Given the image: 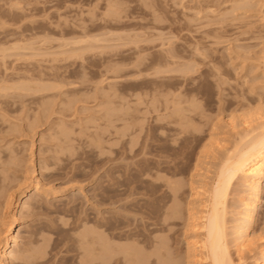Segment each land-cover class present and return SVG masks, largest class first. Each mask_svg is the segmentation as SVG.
I'll return each mask as SVG.
<instances>
[{"label": "rangeland", "instance_id": "obj_1", "mask_svg": "<svg viewBox=\"0 0 264 264\" xmlns=\"http://www.w3.org/2000/svg\"><path fill=\"white\" fill-rule=\"evenodd\" d=\"M0 51V243L20 227L15 257L40 251L45 258L31 264H79L80 235L97 218L113 216L118 225L126 215L143 218L151 204L160 219L175 183L184 189V220L152 236L167 237L168 257L158 264H199L187 230V208L198 207L196 174L208 183L245 123L264 118V0H0ZM107 188L118 204L102 209L96 199ZM253 198L239 181L228 201L230 250L239 264L263 262L264 184L248 230L252 245L237 250L244 204ZM145 250L155 251L151 244ZM9 257L5 264H25Z\"/></svg>", "mask_w": 264, "mask_h": 264}, {"label": "bare ground", "instance_id": "obj_2", "mask_svg": "<svg viewBox=\"0 0 264 264\" xmlns=\"http://www.w3.org/2000/svg\"><path fill=\"white\" fill-rule=\"evenodd\" d=\"M164 1V0H163ZM100 2V1H99ZM100 4V3H99ZM110 4V3H109ZM97 5V4H96ZM112 5V4H111ZM98 7V6H97ZM153 7V6H152ZM233 9V8H232ZM235 9V8H234ZM171 10V9H170ZM156 11V10H155ZM211 11V10H210ZM112 13V12H110ZM108 13V14H110ZM225 13V12H224ZM223 14V12L221 13ZM120 15V14H119ZM227 15V14H226ZM107 16V15H106ZM105 16V17H106ZM211 16V15H210ZM111 17V16H110ZM121 17V16H119ZM207 18V17H206ZM205 18V19H206ZM112 19V18H111ZM160 19V18H159ZM216 19V18H215ZM194 20V19H193ZM161 21V20H160ZM92 23V22H91ZM192 23V22H191ZM203 28V27H202ZM112 30V29H111ZM87 32V31H86ZM178 33V32H177ZM75 34V33H74ZM77 36V35H76ZM87 37V36H86ZM90 37V36H89ZM88 37V39H89ZM193 37V36H192ZM77 39V38H76ZM92 40L94 38H91ZM97 39V38H96ZM99 39V37H98ZM106 39V38H103ZM75 40V39H73ZM108 40V39H107ZM66 41V40H65ZM77 41V40H76ZM87 41V39L85 40ZM84 41V42H85ZM91 41V40H89ZM88 41V43H90ZM17 42V41H16ZM75 42V41H73ZM102 42V41H101ZM170 42V41H169ZM21 43V41H20ZM25 43V42H24ZM44 43V42H43ZM42 43V44H43ZM76 43V42H75ZM79 43V42H78ZM86 43V42H85ZM94 43V42H93ZM97 43V42H96ZM70 44V43H69ZM78 45V44H75ZM31 46V45H30ZM28 46V47H30ZM74 46V45H73ZM36 47V46H35ZM127 47V46H126ZM20 48V47H19ZM23 48V45H22ZM56 48V47H55ZM33 49V48H32ZM46 49V48H45ZM24 50V49H23ZM64 50V49H63ZM205 50V49H204ZM22 51V50H21ZM103 51V50H102ZM1 52V51H0ZM6 52V51H4ZM26 52V51H25ZM30 52V51H29ZM47 53V52H46ZM81 53V52H80ZM79 53V54H80ZM78 54V55H79ZM1 55V54H0ZM25 55V54H24ZM64 55V53H63ZM84 55V54H83ZM207 55V54H206ZM49 56V55H48ZM74 56V55H73ZM8 57V56H7ZM59 57V56H58ZM66 57V55H65ZM163 57V56H162ZM49 58V57H48ZM70 58V57H68ZM67 58V59H68ZM4 59V58H3ZM47 59V58H46ZM65 59V58H64ZM66 59V60H67ZM71 59V58H70ZM69 59V60H70ZM74 59V58H73ZM78 59V57H77ZM80 59V58H79ZM141 60V59H140ZM4 61V60H3ZM165 61V60H163ZM175 61V60H174ZM85 62V61H84ZM110 62V61H109ZM157 62V61H156ZM38 63V62H37ZM143 63V61L141 62ZM167 63V62H165ZM164 63V64H165ZM172 63V62H171ZM159 64V63H158ZM170 64V63H169ZM2 65V64H1ZM33 65V64H32ZM31 65V66H32ZM157 65V64H156ZM166 65V64H165ZM4 66V65H3ZM30 66V65H29ZM46 66V65H45ZM49 66V65H48ZM171 66V65H170ZM50 67V66H49ZM138 67V66H137ZM154 67V66H153ZM159 67H161L159 65ZM157 67V68H159ZM164 67V66H163ZM40 68V67H39ZM139 68V67H138ZM162 68V67H161ZM44 69V68H43ZM46 69V68H45ZM71 69V68H70ZM39 70V69H38ZM160 70L161 73L163 69L160 68L157 69ZM170 72V69H168ZM173 70V69H172ZM189 70V69H188ZM58 71V70H57ZM165 71V70H164ZM216 71V70H215ZM219 71V69H218ZM221 71V70H220ZM173 72V71H172ZM49 73V72H48ZM54 73V72H53ZM110 73V71H109ZM156 73V72H155ZM165 73V72H164ZM163 73V74H164ZM217 73V72H216ZM220 73V72H219ZM73 74V73H72ZM71 74V75H72ZM78 74V73H77ZM81 74V73H80ZM150 74V73H149ZM154 74V73H153ZM157 77L160 75L159 73H156ZM159 74V75H158ZM171 74V73H170ZM36 75V74H35ZM56 75V74H54ZM167 75V74H166ZM165 75V76H166ZM214 75V74H213ZM38 76V75H37ZM43 76V75H42ZM73 76V75H72ZM86 76V75H83ZM152 76V75H150ZM60 77V76H59ZM59 77H56L59 79ZM220 77V76H219ZM40 78V77H39ZM43 78V77H42ZM41 78V79H42ZM80 78V77H79ZM63 79V78H62ZM72 79V78H70ZM69 79V80H70ZM36 80V79H35ZM61 80V79H60ZM65 80V79H64ZM84 80V79H83ZM82 80V81H83ZM214 80V79H213ZM2 81V80H1ZM38 81V80H37ZM44 80H42L43 82ZM56 81V80H55ZM67 81V79H66ZM77 81V80H76ZM223 81V80H222ZM32 82V81H31ZM48 82V81H47ZM63 82V81H62ZM70 82V81H69ZM221 82V81H220ZM29 83V82H28ZM45 83V82H44ZM50 83V82H49ZM77 83V82H76ZM85 83V82H84ZM33 84V83H32ZM40 84V83H38ZM53 84V82H52ZM51 84V85H52ZM66 84V83H65ZM64 84V85H65ZM86 84V83H85ZM220 84V83H219ZM31 85V84H30ZM74 85V84H73ZM72 85V86H73ZM58 86V84H57ZM56 86V87H57ZM77 86V85H76ZM16 87V86H15ZM29 87V86H28ZM27 87V88H28ZM39 87V86H38ZM62 87V85L60 86ZM6 88V87H5ZM36 88V86H35ZM34 88V89H35ZM40 88V87H39ZM54 87H52L53 89ZM67 88V87H66ZM17 89V87H16ZM30 89V88H29ZM64 89V87H62ZM36 90V89H35ZM39 90V89H38ZM47 90V89H46ZM45 90V91H46ZM55 90V89H54ZM57 90V88H56ZM59 90V89H58ZM162 90V89H161ZM18 91V90H17ZM29 91V90H28ZM40 91V90H39ZM51 91V90H49ZM48 91V92H49ZM30 92V91H29ZM38 92V91H37ZM41 92V91H40ZM38 92V93H40ZM175 92V91H174ZM6 93V92H5ZM35 93V92H34ZM43 93V92H42ZM41 93V94H42ZM46 93V92H45ZM59 93V92H58ZM62 93V92H61ZM99 93V92H98ZM126 94V93H125ZM162 95V94H161ZM144 96V95H143ZM52 97V96H51ZM91 97V96H89ZM104 97V96H103ZM54 98V97H53ZM157 98V97H155ZM50 99V98H49ZM143 99V98H142ZM197 99V98H196ZM141 100V99H140ZM151 100V99H150ZM153 101V100H152ZM160 101V99H159ZM165 101V100H164ZM157 102V101H156ZM188 103V102H186ZM151 104V103H150ZM154 104V103H153ZM158 105V104H157ZM156 104L153 105L154 107H158ZM175 105V104H174ZM183 105V104H182ZM110 106V105H109ZM150 106V105H148ZM186 106V105H185ZM195 106V105H194ZM68 107V106H67ZM152 107V104H151ZM167 107V105H166ZM172 107V106H171ZM181 107V106H180ZM197 107V106H195ZM70 108V107H69ZM110 108V107H109ZM149 108V107H148ZM119 109V108H118ZM160 109V108H159ZM197 109V108H195ZM110 110V109H109ZM119 109L117 111L120 112ZM123 110H126L125 108ZM165 110V108H164ZM172 110V109H171ZM156 111V110H155ZM166 111V110H165ZM191 111V110H190ZM124 113V111H121ZM126 112V111H125ZM146 112V111H145ZM150 112V110H149ZM148 112V113H149ZM158 112V111H157ZM183 112V111H182ZM188 112V111H187ZM110 113V112H109ZM115 113V112H114ZM118 113V112H117ZM116 113V114H117ZM127 113V112H126ZM125 113V114H126ZM167 113V112H166ZM256 113V112H255ZM111 114V113H110ZM121 114V113H120ZM157 114V113H156ZM177 112L175 113V115ZM260 114V113H259ZM109 117V114H107ZM106 115V116H107ZM113 115V114H112ZM123 115V114H122ZM153 115V114H152ZM168 115V114H167ZM202 115V114H201ZM263 115V114H262ZM105 116V117H106ZM150 116V115H149ZM161 116V115H160ZM184 116V115H183ZM187 117V115H185ZM257 116V115H256ZM261 116V115H259ZM147 117V115H146ZM172 117V116H171ZM193 117V116H192ZM113 118V117H112ZM159 118V117H158ZM167 118V117H166ZM191 118V117H190ZM107 119V117H106ZM111 118H109L110 121ZM162 119V118H161ZM178 119V118H177ZM183 119V118H182ZM127 120V119H126ZM164 120V119H163ZM161 120V121H163ZM192 120V119H191ZM147 121V120H146ZM111 122V121H110ZM190 122V121H188ZM256 122V121H255ZM258 122V123H257ZM257 125H252L251 122L245 123V133L244 135L240 136V140L236 146L235 149H232L233 151L228 150L229 153L221 159L222 161L219 162V166H216V171L214 172L213 176L207 179L208 183H204L201 176L196 174V182L194 183L196 186L193 188L194 195L197 200L198 207L195 208L194 204H190L188 206V224H187V230L191 229L194 231V240L192 243H188L189 246V252L193 255L196 259H198L199 264H239L238 262L233 259L231 255V246H230V240L228 235V221H227V209H228V201L230 197V193L232 190V187L235 186L239 181L243 184V187L249 190V193L251 194L253 200L250 203L244 204V210H245V223L243 227L239 228L241 233L239 234L238 241V249L240 253H242V250L245 249V247L252 245L250 242V236L248 234V230L251 228V226L254 223V218L256 212L259 210V205L262 203L260 200V196L263 192V184H264V118L260 117L259 120H257ZM114 123V122H113ZM164 123V122H163ZM162 123V124H163ZM177 123V122H176ZM184 123V122H183ZM36 124V123H35ZM161 124V123H160ZM173 124V123H172ZM178 124V123H177ZM193 124V123H192ZM205 124V123H204ZM157 125V124H156ZM188 125V124H187ZM35 126V125H34ZM112 126V125H111ZM126 126V125H125ZM166 127V125H165ZM171 127V126H170ZM181 127V126H180ZM179 127V128H180ZM183 127V125H182ZM197 127V126H196ZM216 127V126H215ZM219 127V126H218ZM36 128V127H35ZM123 128V127H122ZM177 128V127H176ZM121 129V128H120ZM167 129V128H166ZM191 129V128H190ZM199 129V128H198ZM244 129V130H245ZM32 130V129H31ZM164 130V129H163ZM183 130V129H182ZM185 130V129H184ZM197 130V129H196ZM215 130V129H214ZM234 130V129H233ZM62 131V130H61ZM120 131V130H119ZM167 131V130H166ZM172 131V130H171ZM177 131V130H176ZM201 133V130H199ZM217 131V130H216ZM33 132V131H32ZM65 132V131H64ZM122 132V131H121ZM184 132V131H183ZM196 132V131H195ZM127 133V132H126ZM177 134V132H175ZM197 133V132H196ZM216 133V132H215ZM119 134V133H118ZM122 134V133H121ZM175 134V135H176ZM184 134V133H183ZM195 134V133H194ZM239 134V133H238ZM237 134V135H238ZM62 135H64L62 133ZM125 135V134H124ZM174 135V134H173ZM180 135V134H179ZM214 135V134H213ZM212 135V136H213ZM121 136V135H120ZM168 137V135H167ZM214 137V136H213ZM120 138V137H119ZM126 138V137H125ZM211 138V137H210ZM58 139V138H57ZM186 139V138H185ZM213 139V138H212ZM238 139V138H237ZM66 140V139H65ZM119 140V139H118ZM124 140V139H123ZM179 140V139H178ZM181 140V139H180ZM156 141V140H155ZM211 141V140H210ZM122 142V141H121ZM159 142V141H158ZM93 142H91L92 144ZM210 143V142H209ZM176 144V143H175ZM208 144V143H207ZM68 146V144H66ZM65 145V146H66ZM71 145V144H70ZM205 145V144H204ZM76 146V145H75ZM95 146V145H94ZM177 146V145H176ZM207 146V145H206ZM87 147V146H86ZM99 148V146H97ZM68 148V147H67ZM79 148V147H77ZM89 148V147H88ZM96 148V146H95ZM113 148V147H112ZM141 148V147H140ZM175 148V147H174ZM173 148V149H174ZM179 148V147H178ZM234 148V147H233ZM73 149V148H71ZM76 149V147L74 148ZM106 151V150H105ZM126 151V150H124ZM180 151V150H179ZM99 152V151H98ZM130 152V151H129ZM177 152V151H176ZM101 153V152H100ZM103 153V152H102ZM125 153V152H124ZM74 154V153H73ZM139 154V153H138ZM99 155V154H98ZM126 155V154H125ZM143 156V155H142ZM101 158V157H100ZM104 158V157H103ZM57 159V157H56ZM59 159V158H58ZM127 159V158H126ZM184 159V158H183ZM219 159V158H218ZM182 160V159H181ZM15 161V160H14ZM155 161V160H154ZM175 161V160H174ZM151 162V161H150ZM107 163V162H106ZM160 163V162H158ZM165 163V162H164ZM163 163V164H164ZM167 163V162H166ZM169 163V162H168ZM171 163V162H170ZM155 164V163H154ZM162 164V165H163ZM14 165V164H13ZM54 165V164H53ZM106 165V164H105ZM218 165V164H217ZM147 166V165H146ZM169 166V165H168ZM172 166V165H171ZM177 166V165H176ZM184 166V165H183ZM42 167V166H41ZM103 167V166H102ZM149 167V166H148ZM167 167V166H165ZM174 167V165H173ZM181 167V166H180ZM101 168V167H100ZM158 168V167H157ZM178 168V167H177ZM97 169V168H96ZM171 169V168H170ZM197 169V168H196ZM98 170V169H97ZM96 170V171H97ZM143 170V169H142ZM150 170V169H149ZM164 170V169H163ZM169 171V169H168ZM98 172V171H97ZM153 172V171H152ZM159 172V171H158ZM167 172V171H166ZM196 172V171H195ZM200 172V171H199ZM41 173V172H40ZM142 173V172H141ZM168 173V172H167ZM212 173V172H211ZM96 174V172H95ZM157 174V173H156ZM210 174V172H209ZM159 175V174H158ZM180 175V174H179ZM142 176V175H141ZM154 176V175H153ZM152 176V177H153ZM160 176V175H159ZM108 177V176H107ZM110 177V176H109ZM112 177V176H111ZM115 177V176H114ZM147 177V176H146ZM192 177V176H191ZM151 178V177H150ZM169 178V177H167ZM206 178V176H205ZM118 179V178H116ZM115 179V180H116ZM107 180V179H106ZM159 180H162L160 178ZM165 180V179H164ZM163 180V181H164ZM178 180V179H176ZM205 180V179H204ZM210 182H209V181ZM111 181V180H110ZM151 181V180H150ZM158 181V180H157ZM156 181V182H157ZM166 181V180H165ZM164 181V182H165ZM206 181V180H205ZM8 182V181H7ZM155 182V183H156ZM162 182V181H161ZM178 182V181H177ZM180 182V181H179ZM103 183V182H102ZM120 183V182H119ZM145 183V182H144ZM148 183V182H147ZM160 183V182H159ZM171 183V181L169 182ZM181 183V182H180ZM179 183V184H180ZM149 184V183H148ZM50 185V184H49ZM159 185V184H158ZM164 185V184H162ZM171 185V186H170ZM168 184L170 186L168 188V191H170V196L173 199L172 205L165 208L163 211L162 218H154V216L158 213L154 210H150V205L148 204V207H145V212H143V218H137L133 216L126 215L125 219L126 221H120L119 222L121 226L116 225L111 218H106L104 216H101L97 218V220L94 222V230L87 232V230L83 233V235H80L81 243L84 247V254L79 258L80 261L79 264H158V261L161 260L160 258L162 256L168 257L166 248L167 245H165V237L167 233L171 232V227L173 226H179V221L184 220L181 215L183 213V207L181 206L180 199H183V193L181 188V185L178 186L175 183L174 184ZM103 186V185H102ZM165 186V185H164ZM194 186V185H193ZM107 187V186H106ZM111 187V186H110ZM115 187V186H114ZM192 187V186H191ZM21 188V187H20ZM151 188V187H150ZM154 188V187H153ZM159 188V187H158ZM17 189V188H16ZM104 189V188H103ZM113 189V187H112ZM117 189V188H116ZM129 189V188H128ZM132 189V188H131ZM192 189V188H191ZM39 191V188L36 189ZM141 190V189H140ZM145 190V189H144ZM134 191V190H133ZM163 191V190H162ZM100 192V191H98ZM111 192V188H107L105 192L101 195L98 194V200L97 204L102 207V209L107 208L108 206H116L118 202L115 200L110 199V196L108 195ZM121 192V191H120ZM130 192V191H129ZM140 192V191H139ZM160 192V191H159ZM192 192V191H191ZM115 193V192H114ZM136 193V192H135ZM153 193V192H152ZM169 193V192H168ZM53 194V193H52ZM125 194V193H124ZM130 194V193H129ZM144 194V193H143ZM157 194V193H156ZM165 194V193H164ZM192 194V193H191ZM9 195V194H7ZM132 195V194H131ZM144 198L146 197V202L150 203L152 200V194L148 190H146L144 194ZM185 195V194H184ZM247 195V194H246ZM249 195V194H248ZM107 196V197H106ZM139 196V193H138ZM141 196V195H140ZM154 196V195H153ZM162 196V195H161ZM169 196V195H168ZM186 196V195H185ZM190 196V195H189ZM250 196V195H249ZM73 197V196H72ZM117 197V196H113ZM120 197V196H119ZM123 197V196H122ZM131 197V196H130ZM135 197H137L135 195ZM165 197V196H164ZM242 197V196H241ZM10 198V196H9ZM12 198V196H11ZM132 198V197H131ZM166 198V197H165ZM186 198V197H185ZM39 199V197H38ZM95 199V198H94ZM118 199V198H117ZM30 200L32 199H26L22 209L30 207L31 203ZM37 200V199H36ZM70 200V199H69ZM72 200V199H71ZM123 200V199H122ZM126 200H128L126 198ZM124 199V201H126ZM191 200V199H190ZM40 201V200H39ZM153 201H155L153 199ZM189 201V200H188ZM36 202V201H35ZM69 202V201H68ZM67 202V203H68ZM120 202V201H119ZM123 202V201H122ZM129 202V201H128ZM142 202V201H141ZM168 202V201H167ZM245 202V201H244ZM73 203H76V200ZM121 203V202H120ZM131 203V202H130ZM134 203V202H133ZM144 203V202H143ZM183 203V202H182ZM196 203V202H195ZM9 204V203H8ZM38 204V203H37ZM37 204L35 203L33 205L34 211L37 208ZM125 204V203H123ZM75 205V204H74ZM122 205V204H121ZM147 205V204H145ZM155 205V204H154ZM185 205V204H184ZM187 205V204H186ZM120 206V205H119ZM118 206V207H119ZM133 206V205H132ZM136 206V205H135ZM144 206V205H143ZM76 207V206H75ZM153 207V206H152ZM151 207V208H152ZM163 207V206H162ZM68 208V207H67ZM128 209L129 206L123 205L121 206V209ZM144 208V207H143ZM111 209V208H110ZM130 209V208H129ZM156 209V208H155ZM158 209V208H157ZM161 209V208H160ZM125 210V211H126ZM162 210V209H161ZM70 211V210H69ZM129 211V210H128ZM131 211V210H130ZM142 211V210H141ZM159 211V209L157 210ZM24 212V211H23ZM185 212V211H184ZM138 214V213H137ZM107 215V214H106ZM113 215V214H112ZM136 215V214H135ZM159 215V214H158ZM157 215V216H158ZM119 216V215H118ZM155 216V217H157ZM81 217V216H80ZM84 217V216H83ZM109 217V216H107ZM114 218V217H113ZM123 220V219H122ZM79 221V220H78ZM88 222V221H87ZM124 225V226H123ZM126 225V226H125ZM92 226V224H91ZM186 226V225H184ZM163 228L161 230L160 228ZM185 228V227H184ZM22 228L16 227L14 229V232L16 230L17 234L14 235L13 227L9 228L10 232H13L12 235L8 238H5L0 243V264H5V260L10 258L11 256L13 261L24 262L25 264H31L33 262H37V260L40 261L43 260V256L41 252H35L32 255H23L19 257H15V250L18 246H16V243L22 234L23 230ZM86 229H89L88 227ZM238 229V230H239ZM80 230V229H79ZM84 230V229H82ZM41 232V231H40ZM91 236L93 235V238L87 241L88 234ZM93 232V234H92ZM165 235L164 239L159 237L152 238L153 235L161 234ZM187 232V231H186ZM36 233V232H35ZM43 233V232H42ZM78 233V231H77ZM172 233V232H171ZM80 234V231H79ZM172 235V234H171ZM32 236V235H31ZM37 236V235H36ZM5 237V236H4ZM183 237V236H182ZM32 238V237H31ZM78 238V237H77ZM142 238V239H141ZM167 238V237H166ZM169 238V237H168ZM25 239V238H24ZM35 239V238H34ZM79 239V238H78ZM9 240H11L13 243L9 244ZM170 240V239H169ZM192 240V239H191ZM33 241V239H32ZM124 243V244H123ZM126 243V244H125ZM169 243V242H168ZM80 244V245H81ZM151 244L153 246L154 252H151L150 254L146 253V250L148 245ZM170 244V243H169ZM247 244V245H246ZM89 245L91 248L88 249L85 248V246ZM166 247H165V246ZM33 246V245H32ZM31 246V247H32ZM173 246V245H172ZM81 247V246H80ZM151 247V246H149ZM12 249V250H11ZM27 249V248H26ZM79 249V248H78ZM152 249V248H150ZM167 249V250H166ZM11 250V251H10ZM40 250V249H39ZM92 250V251H90ZM166 251L167 253H164ZM80 252V251H79ZM171 252V251H170ZM18 253V252H17ZM82 253V251H81ZM25 254V252H24ZM27 254V253H26ZM45 254V251H44ZM262 257V264H264V249L260 252ZM172 256V254H170ZM175 255V254H174ZM18 256V255H17ZM170 256V257H171ZM240 256V254H238ZM174 257V256H173ZM152 258H156L155 262H151ZM163 259V258H162ZM168 259V258H167ZM45 261V260H44ZM43 261V262H44ZM77 261V260H76ZM166 261V260H165ZM171 261V260H170ZM17 262V263H18ZM164 262V261H163ZM171 263V262H170ZM22 264V263H21ZM36 264V263H35ZM161 264V263H160ZM163 264V263H162ZM174 264V263H173ZM243 264V263H242ZM258 264V263H257ZM260 264V263H259Z\"/></svg>", "mask_w": 264, "mask_h": 264}]
</instances>
